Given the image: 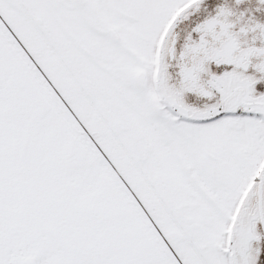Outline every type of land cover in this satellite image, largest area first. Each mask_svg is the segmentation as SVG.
<instances>
[{"label":"snow or ice","instance_id":"6c2138e0","mask_svg":"<svg viewBox=\"0 0 264 264\" xmlns=\"http://www.w3.org/2000/svg\"><path fill=\"white\" fill-rule=\"evenodd\" d=\"M0 264H264V0H0Z\"/></svg>","mask_w":264,"mask_h":264}]
</instances>
